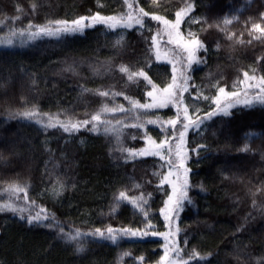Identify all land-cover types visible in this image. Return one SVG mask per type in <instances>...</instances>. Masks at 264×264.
<instances>
[{
  "label": "trees",
  "instance_id": "16d2710c",
  "mask_svg": "<svg viewBox=\"0 0 264 264\" xmlns=\"http://www.w3.org/2000/svg\"><path fill=\"white\" fill-rule=\"evenodd\" d=\"M182 2L161 0V3L171 5L170 19H174L175 9ZM33 3L37 4L35 11L31 7ZM139 3L146 11H163L150 0H139ZM124 10L123 0H0V19L12 16L19 19L12 26L11 21L0 25V36L9 28L27 27L29 20L43 24L47 19L71 20L96 11L111 15ZM261 12H264V0H196L194 15L207 19L213 27L204 25L206 30L201 31V24H191L192 31L199 32L205 41L208 52L201 51L206 63L193 66L190 83L200 85L206 95H213L215 89L205 88L210 79H220L223 75L221 83L233 90V81L238 76L243 78L240 69H264V60H258L264 57V40H254L249 35L254 31L251 28L253 22L264 25ZM233 15H238V19L233 20L228 31L242 38L244 43L228 40L215 26L225 16L231 18ZM145 20L144 29L134 25L112 30L97 24L83 33L61 39L40 37L22 45L17 38L14 46H0V84H4L0 87V152L7 157L6 161H0V189L6 186L4 181L12 179L29 183L30 197L38 206L54 213L66 230L69 225L84 231L109 224L143 227L142 214L127 201L121 202L115 212L111 211L114 196L126 188L129 195H139L140 191L152 193L150 216L156 226L154 230L166 231L159 212L165 192L157 188L158 177L153 175L162 161L148 156L125 162L118 151L120 147L144 146L141 139L144 130L131 127L137 122L135 112L104 116L122 121L119 125L121 141L117 143L115 136L104 134L103 128L100 132L90 131L91 124L71 134L58 127L45 130L34 121L10 117L8 109L24 107L23 97L28 106L35 103L42 113L66 110L74 119L83 120L90 119L103 103L130 107L123 96H117L113 101L96 92L112 86L116 91L136 97L141 103L148 101L144 95L148 89L143 79L138 85L129 84L115 67L122 62L144 66L145 57L151 56L152 66L145 69L149 75L161 86L166 82L164 74L170 77L171 66L163 61L156 62L154 55L148 52L150 39H145L151 35L148 28L155 31L157 25L150 17ZM188 27L186 23L182 30L187 33ZM121 35L124 36L123 44L116 46ZM109 59L112 71H93ZM69 65H73L74 70H67ZM84 88L92 91L84 92ZM191 92L195 89H190ZM190 93H185L189 102L192 100ZM198 106L201 115L215 107L211 101L203 100ZM231 112L230 116H214L200 130L188 133L189 148L198 144L207 145V148L200 150L199 157L191 153L188 161L193 185L189 194L193 202L186 204L181 213L179 224L183 231L179 243L185 249V257L193 247L202 254L213 253L205 261L193 260L190 264H237L231 255L237 244L247 246V251L252 254L249 264H255L254 258L264 257V211L260 207L264 204V193L255 196V207L251 194L264 181V107L237 105ZM151 114L167 119L175 115V108L169 105L152 110ZM60 118H65L63 113ZM146 128L157 139L163 135L157 125L147 124ZM250 132L257 135L247 141ZM246 142L250 145L249 151L242 150ZM57 176L66 183L65 190L59 197L45 194ZM134 184L143 187L136 189ZM164 188L169 190L167 185ZM4 199L7 194L0 192V201ZM36 211L39 207L33 209V214ZM57 233L55 228L29 225L19 214L0 212V264H140L135 259L138 256L145 258L143 264H155L163 254L160 247L163 238L151 235L124 237L117 244L90 237L86 251L77 254L73 247L59 239ZM123 251H129L131 255L121 260Z\"/></svg>",
  "mask_w": 264,
  "mask_h": 264
},
{
  "label": "snow or ice",
  "instance_id": "6c2138e0",
  "mask_svg": "<svg viewBox=\"0 0 264 264\" xmlns=\"http://www.w3.org/2000/svg\"><path fill=\"white\" fill-rule=\"evenodd\" d=\"M150 2L163 11H146L143 6H140L139 0H123L125 10L111 15H103L100 11H96L91 15H80L71 20L63 18L47 19L43 24H34L29 20L27 27L18 29L12 27L0 36V46H14L16 37H20L22 45L40 37L61 39L67 35L83 33L85 29L97 24L116 30L118 28H132L134 25L144 29L146 27V17H150L152 21L156 22L155 31L149 27L148 31L151 35L145 39L146 41L150 39L148 52L154 55L155 61H163L171 66L170 77H168L167 73L164 74L166 82L163 86L158 84L149 75V72L145 70L152 66L151 56L145 57L144 66L123 62L115 66L123 77H126V82L129 84L138 85L141 78L143 79L145 88L148 89L144 93L146 97L150 98L148 101L141 103L136 97L128 95L124 91H116L114 86H112L104 90L97 89L96 92L102 98L111 97L113 101H115L117 96H123L130 107L125 108L123 104L109 106V104L103 103L99 110L91 114L90 119L80 120L74 119L66 110H60L57 113H42L35 103L28 106L27 100L22 97L24 107L17 109L9 107L8 112L10 117H20L34 121L45 130L58 127L69 134L78 132L80 128L91 124L90 131L100 132L101 128H103L104 134L115 136L117 143L121 141L122 128L119 125L122 124V121L105 119V114L135 112L137 122L133 123L131 127L144 130L141 137L144 140V146L141 148L120 147L118 151L125 162L134 160L137 157L148 156L158 157L162 161L153 175L158 177L157 188L165 192L163 206L160 207L159 212L163 217L166 231L154 230L156 226L150 216L152 193L140 191L139 195H129L126 188L119 190L114 196V204L111 211L115 212L121 202L127 201L142 214L145 221L143 227H113L109 224L103 228L96 227L84 231L79 227L69 225L68 230H66L64 225L56 220L54 213H49V210L45 207L38 206L36 200L30 197V184L21 183L19 179L3 182L6 186L0 189V192L6 193L7 199L0 201V212L10 211L19 214L21 219H27L29 225L38 224L58 229L57 235L59 239L66 246L73 247L74 252L77 254L86 251V245L90 237L108 240L113 244H117L124 237H148L151 235L153 237H162L164 241L160 245L163 249V254L159 256L155 264H190L193 260L205 261L213 253L202 254L193 247L187 257H185V249L181 248L179 243V236L183 231L179 224L181 213L186 204L193 202L189 194L193 185L190 179L191 168L188 166V161L191 153L194 152L199 157L200 150L207 148V145L202 144L196 145L195 148H189L188 133L190 130H200L205 122L214 116L232 115L231 109L237 105H241L244 108H252L257 105L264 107V69H258L257 67H251L250 71L240 69L243 78L238 76L233 81V90H228L221 83L224 79L223 75L220 76V79H210L209 84L205 88L215 89V94L206 95L204 88L190 83L192 80L190 72L193 70V66L206 63L204 56L200 55L201 51L205 54L208 52L205 41L201 38L199 32L192 31L191 24H201V31L206 30L203 27L204 25H207L208 28L213 27V25L209 24L207 19L194 15L196 0H183L181 5L175 9L174 19H170L168 15L171 5L161 3V0H150ZM31 7L35 11L37 4L33 3ZM18 11H22V9H18ZM260 17L264 19V12L260 13ZM236 19H238V15H233L231 18L225 16L215 26L225 33L228 40L244 43L242 38H237L233 32L228 31V26ZM186 23L189 25L187 33L182 30V25ZM4 24L5 20H0V25ZM221 24L223 27H221ZM251 28L254 31H250L249 35L254 40H264V25L253 22ZM257 32L259 33L258 35L255 34ZM165 37H167L166 45H171L172 47L165 46ZM123 41L124 36L121 35L115 42L116 46H122ZM248 42L251 43V41ZM216 47L219 49L220 44L217 43ZM258 60H264V57L258 58ZM67 70H74V66L69 65ZM101 70L105 72L113 70L111 59L105 64L93 68L96 73L101 72ZM209 75L211 76V74ZM32 83L34 85L36 83L35 80ZM0 87H4V84H0ZM192 88L195 89V92L190 93ZM83 91L90 92L92 90L84 88ZM185 93H190L192 96L191 102L185 97ZM201 100L211 101L215 107L203 112L201 115V108L198 106V102ZM169 105L175 108L174 116L165 119L158 114L155 116L151 114L152 110L167 108ZM61 113H63L64 119L60 118ZM147 124L159 126L163 134L161 138L153 137L146 128ZM256 135V133L250 132L247 134L246 140L251 141ZM133 139H136V137L133 136ZM242 150H250L248 142L243 145ZM6 160L7 157L0 152V161ZM148 183H151V181H148ZM165 185L168 186L169 190H165ZM142 187L140 184H134L136 189H141ZM200 187L202 188L203 186L201 185ZM65 188L66 183L57 176L55 180L51 181V186L46 189L45 194L51 193L59 197ZM257 193H264V181L261 182V186L255 192H251L254 197L252 200L254 207L257 205V200L255 199ZM21 200L24 202L23 204L18 203ZM36 207H39V211L33 214V209ZM260 207L264 211V204H261ZM26 212L27 216L25 217ZM184 243L185 245L188 243L186 235ZM130 255L129 251H123L119 259L122 260L123 257ZM231 255L234 256L237 264H249V258H252V254L247 251V246L239 244L234 247ZM135 259L140 264H143L145 258L138 256ZM254 259L255 264H264V257Z\"/></svg>",
  "mask_w": 264,
  "mask_h": 264
},
{
  "label": "rangeland",
  "instance_id": "374dc122",
  "mask_svg": "<svg viewBox=\"0 0 264 264\" xmlns=\"http://www.w3.org/2000/svg\"><path fill=\"white\" fill-rule=\"evenodd\" d=\"M6 18H7V19H5V17H3V18L0 19V20H5V23L11 21V26H12L15 22H19V19H18L16 16L6 17ZM17 38H20V37H16L15 39H17ZM166 40H167V37H165V40H164V44H165V46H167V47H172L171 45H166ZM149 99H150V98H149ZM149 99H148V100H149ZM105 115H107V114H105Z\"/></svg>",
  "mask_w": 264,
  "mask_h": 264
}]
</instances>
